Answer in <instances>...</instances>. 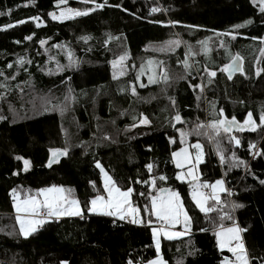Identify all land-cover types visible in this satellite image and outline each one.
Here are the masks:
<instances>
[{
  "label": "trees",
  "instance_id": "trees-1",
  "mask_svg": "<svg viewBox=\"0 0 264 264\" xmlns=\"http://www.w3.org/2000/svg\"><path fill=\"white\" fill-rule=\"evenodd\" d=\"M59 6L87 14L52 20ZM176 35L182 45L153 52ZM186 45L194 56L188 70ZM262 48L264 12L254 0H0V264H141L156 256L147 224L88 212L90 200L104 194L97 163L119 188L133 189L139 209L158 189L179 192L192 230L162 239L167 264H220L230 253L218 248L214 229L233 222L250 264H264ZM114 56L126 58L118 77L108 65ZM152 56L168 79L137 86L135 69ZM236 56L243 76L224 80L221 68ZM249 114L258 124L245 129ZM233 119L229 131L205 126ZM185 139L202 144L200 178L220 177L232 188L231 198L225 191L206 212L176 179L172 153ZM52 149L63 154L50 160ZM52 185L79 201L81 215L50 218L21 235L13 194Z\"/></svg>",
  "mask_w": 264,
  "mask_h": 264
},
{
  "label": "snow or ice",
  "instance_id": "snow-or-ice-1",
  "mask_svg": "<svg viewBox=\"0 0 264 264\" xmlns=\"http://www.w3.org/2000/svg\"><path fill=\"white\" fill-rule=\"evenodd\" d=\"M63 2V0H61ZM87 2V0H84ZM98 7H102V5H98ZM260 7L261 11L264 12V0H260ZM155 11V9H154ZM69 14L74 15H86L87 11L80 12L72 9H67L66 11H62L59 16H56L53 13H49L53 20H63L71 18ZM18 23H23V21H19ZM247 23V22H246ZM13 25H8L7 27H11ZM39 26V25H37ZM241 25H237L236 27H240ZM31 37H26V39H30ZM84 39H87L86 37ZM41 44L44 43L43 40L40 41ZM169 43H178L176 41H170ZM261 52H264V48L261 49ZM233 60H236L237 57H233ZM19 63V61H17ZM187 68V64H185ZM225 70H229L230 65L224 66ZM2 74V73H0ZM210 76H214V72L208 73ZM150 82H152L151 77H149ZM143 86V85H141ZM176 120H180V116L177 115L175 117ZM248 124L252 123L251 121V114H249ZM261 122L264 123V114L261 115ZM141 123H148L147 119H142ZM214 129L215 132H218L220 127L223 126L225 131H229L233 126H235L234 119L229 120H218L212 121L209 125ZM182 136L186 135L184 133L181 134ZM239 143V141H235ZM193 147L199 149L200 145L196 144ZM250 147H254L251 146ZM54 153L59 152L60 150H52ZM66 152V150H64ZM63 154V153H61ZM219 154V153H218ZM173 158L176 160V165L178 168H182L186 163H191L190 157L186 151V149L181 148L179 152H174ZM199 158V157H198ZM28 161H25L27 165ZM100 168L99 163L96 165ZM101 173H104V170L101 168ZM188 175L192 176L191 168L188 170ZM193 180H197L198 178L193 176ZM159 179L164 180L166 177L161 176ZM177 180L182 179L181 174H177ZM264 183V181H261ZM221 185V181L217 180L215 184L208 185V184H200L196 183L190 186L191 191L190 195L192 196L193 201L196 203L197 207L200 208L202 212H206L210 209L205 207V200L206 199H214L219 202L218 197L216 195L219 186ZM211 187L212 193L208 196L204 193L201 189ZM104 190L107 192V199H105L101 195L95 196L90 201V207L88 211L90 213H102L104 215L109 216H119L120 219H124L126 214L130 215H137L140 211L138 208L133 207L130 203L129 197L130 194L133 192L132 188H128L126 191H122L120 188L116 187L110 177H107L104 174ZM166 190L161 189V192ZM13 207L17 213V223L20 225V233L23 236L29 235L32 231H35V227L41 225L45 222V219H41V216H44L46 213V217H53V216H63V215H81V209L79 207V202L75 199H69L68 196L65 195V190L61 187H50V188H42L38 190L37 195L28 196L25 199L17 200ZM145 213L149 215V220L151 222V217H155L158 221H163L164 224L173 225L181 223V217H183V223L187 228L188 224L190 223L189 217L187 216L186 212L183 209V205L180 200L179 193L175 191H169V194L165 197H161L159 194L157 196L151 197V208L148 209L147 207L143 210ZM134 223H140L139 220H133ZM162 231V228H153L152 229V236H153V243L157 248V258L155 260L149 261L148 264H164V261L159 257V242H158V235ZM240 230L237 228H228L223 229L222 231H218L216 233L217 237V244L220 247L226 246L230 240L235 239L239 240V236L235 235ZM165 236L168 238H172L174 235H179V233H169L165 232ZM239 250L240 254L236 256L237 261L240 264H247L245 259L244 249L243 246L237 243L236 248H229L231 252H237Z\"/></svg>",
  "mask_w": 264,
  "mask_h": 264
},
{
  "label": "rangeland",
  "instance_id": "rangeland-1",
  "mask_svg": "<svg viewBox=\"0 0 264 264\" xmlns=\"http://www.w3.org/2000/svg\"><path fill=\"white\" fill-rule=\"evenodd\" d=\"M254 1H256L257 4L260 6V0H254ZM67 9H70V8H66V7L59 6L54 11H52L50 13H53L56 16H59L62 11H66ZM76 11H79V10H76ZM85 11L86 10L80 11V12H85ZM69 15L71 16V18L76 16L74 14H69ZM50 18L52 19L51 16H50ZM63 20H65V19H63ZM57 21H61V20H57ZM35 22H36L37 25H41L43 23L41 21V19H38V18L35 19ZM207 38L208 37H205V39L201 40L202 47H204V48L208 47L206 44L209 43L208 42L209 39H207ZM170 41H176L178 43H174V44L173 43H169ZM178 45H182V39L180 38L179 35H176L175 37H173L170 40H168L167 42H165V44L154 45L152 47V49H153V52L154 53L159 54L161 52H165V51H168V50L173 51ZM186 46L187 47H185V49L188 51L187 52V55L188 56H187V58L186 57L184 58V61L187 64L186 70H188V69H191L193 67L192 66V63L194 62V59H193L194 56L190 52L191 49L188 47V45H186ZM114 58H117L120 61V63L117 64L116 66H114L113 67V70H112L114 72L115 76L118 77V76L123 75V73L127 70L126 60L124 61V59H126V58H125V56L124 57L123 56H119V57L114 56L111 59H114ZM237 59L239 61V58L238 57H237ZM184 61H183V64H184ZM55 62H56L55 57H52L51 58V65L54 64ZM70 62L72 64L74 63V61H72V59H70ZM225 65H230L229 70H225V68H224ZM225 65H223L222 68H221V72L225 73V74H222L224 80H226V78L224 77L225 75H228V77H230L231 79L234 78V80L237 79V78H239V77L241 78V76H243L242 73L236 72V68L233 67L231 63L225 64ZM256 65L259 66V58L257 59ZM184 66H185V64H184ZM256 69L258 71V68H256ZM209 72H212V71H208L207 72V75H209L208 74ZM149 77H151L152 82H150ZM210 77L212 78L213 76H210ZM167 79H168V73H167V70H166V65L163 63V61L161 59H159V58H157L155 56L148 57V58L144 59L140 63V65L135 69L134 81L136 82V85L137 86H141V85L145 86V85H150V84H156L158 82H164ZM203 88H204V83L201 81L200 84H199V86H198V89H199V91H202ZM132 90H134V89H132ZM205 99L206 98H205V95H204V100ZM208 107H209V101H208ZM248 118H249V116H247L245 118L244 122L242 123L243 128H245V129L255 128L256 125L258 124L256 122V120L254 118L251 119L252 123L249 125L248 122H247L248 121ZM212 121L213 120H209V124L205 122V126L208 127V125H210ZM260 122H261V119H260ZM221 127H222V129H224L223 126H221ZM232 137H233V140L234 141H237V139L234 137L233 134H232ZM184 141H185L184 144L179 149L175 150L174 152H179L181 148L186 149V151H187V153H188V155L190 157L191 163H186L182 168H178L177 165H176V160L173 158V155H172V163L177 168L176 176H177L178 173L181 174L182 179H180V180H183V181H185V182L188 183L189 196H190L192 202L194 203V205L196 206V208H198L200 210V208L197 207L196 203L192 199V196L190 195V191H191L190 186H192V185H194L196 183L212 185V184H215V182L217 180H219V181H221V185L219 186V189H218L216 195L218 197V200H220L221 194L225 192V188H226L225 187V182L220 177L219 178H216V179H214L212 181H206V180L201 179L200 178V172H199V164L201 162H203V160H204V150H203L202 144L199 141H194V142H191L189 144H188V140L187 139H185ZM196 144H199L200 145V148L199 149L193 147ZM52 150H57V149H52ZM52 150L50 152V160L56 159L62 153L61 150L59 152H55V153ZM25 161H27V160H24V159L22 160L23 168L24 169H26L29 166V163H27V165H26L25 164ZM99 165H100V168H99V171H100V179H101L103 188H104V174H106L107 177H110L111 180L113 181V183L115 184L114 180L109 175V173L104 169V167L100 163H99ZM101 168L104 170V173L103 174L101 173ZM189 168H191L192 176H189L188 175ZM193 176L197 177L198 179L197 180H193V178H192ZM53 186L63 188L62 186H59V185H52V186H49V187H46V188H50V187H53ZM115 186L118 187L116 184H115ZM120 189L122 191H126L127 190V189H122V188H120ZM201 190L204 193H206L208 196H210L211 193H212L211 187L203 188ZM169 191H175V192L179 193L176 189H167L164 192H161V189H158V190L155 191V193H153L150 196V202H149V206H147V208L148 209L151 208V197L157 196L158 194L161 197H165V196H167L169 194ZM37 193H38V190L36 192H34L32 195H37ZM32 195H30V196H32ZM65 195L68 196L69 199H75V200H77L73 196L69 195V193L66 190H65ZM101 196H103L105 199H107V192H105V190H104V194L101 195ZM179 196H180V194H179ZM26 197H28V196H21L19 193H14L13 196H12V199L13 200H12V203H11V213L13 214V217H14V219L16 221V224L18 225L19 230H20V225L17 223V219H16L17 213H16V211H15V209L13 207V204L17 200H21L22 201ZM129 200H130V203H131V205L133 207L138 208L137 206H135V205L132 204L130 197H129ZM180 200H181V203L183 205L184 211L186 212L187 216L189 217L190 223L188 224L187 228L185 227V225L183 223V217H181V223L173 224V225L164 224L163 221H158V220H156L155 217H153V219L150 222L149 215L143 211L146 207H143V209H139L138 208L140 211L138 212L137 215L133 216V215H130V214H126L125 215V218L122 219V220L129 221L131 223H134L133 220L135 219V220L141 221L140 223H135V224H144V223L147 224L150 227L151 236H152V229L154 227L155 228H162V231H160L157 239H158V242H159V257H160V259H162L164 261V264H167V263L163 259L162 255H161V252H160L162 239L178 238V237H181L183 235L188 234L192 230V219H191L190 215L188 214V212H187V210H186V208H185V206H184V204L182 202L181 196H180ZM216 203H217V201L214 200V199H210V198L209 199H206L205 200V207L207 209H210L211 210L212 208H214V205L213 204H216ZM90 206L91 205L89 203V207ZM79 207L81 209L80 204H79ZM81 212H82V210H81ZM93 213L99 214V215H104L102 213H96V212H93ZM70 216H77V215L53 216V217H47V219H50V218H60V217H70ZM106 216H109V215H106ZM111 217L120 219L119 216H111ZM47 219H45V220H47ZM36 228H37V226L35 227V229ZM228 228H237V229L240 230L238 233L235 234V235H238L239 236V240L232 239L224 247H220L217 244V246H218L219 249L227 250L230 253L229 256H227V257H225V258H223L221 260L220 264H240V262L237 261V259H236V256L238 254H240L239 250L237 249V252H235V253L229 251V248L230 247L231 248H236L237 243H239V244H241L243 246V249H244V253L243 254L245 255V259L247 261V264H250L249 257H248V254H247V250H246V247H245V244H244V240L242 238V231L239 228V226L237 225V223L233 222V223L228 224V225H223V224L218 225V227L216 229H214V234H215L216 242H217L216 233L218 231H222L223 229H228ZM165 232H169V233H179V235H174V236H172V238H168L167 236H165V234H164ZM152 241H153V236H152ZM153 245H154V247L156 249V256L154 258L150 259L149 261L155 260L157 258V248H156V246H155L154 243H153ZM149 261L144 262V263H141V264H148ZM60 264H67V263L66 262H61Z\"/></svg>",
  "mask_w": 264,
  "mask_h": 264
},
{
  "label": "water",
  "instance_id": "water-1",
  "mask_svg": "<svg viewBox=\"0 0 264 264\" xmlns=\"http://www.w3.org/2000/svg\"><path fill=\"white\" fill-rule=\"evenodd\" d=\"M234 61H237L238 62V66L236 68V72H240L241 73L243 71V63L242 62H239L238 59H236ZM119 63H120V61L117 58H114V59H110L109 60L108 65L110 67H114V66H116Z\"/></svg>",
  "mask_w": 264,
  "mask_h": 264
},
{
  "label": "built area",
  "instance_id": "built-area-1",
  "mask_svg": "<svg viewBox=\"0 0 264 264\" xmlns=\"http://www.w3.org/2000/svg\"><path fill=\"white\" fill-rule=\"evenodd\" d=\"M225 187H226V188H225V191H226L228 197L231 198L232 188H231L230 184H229L228 182H226V183H225ZM40 218H42V219H47V217H46V213H45L44 216H41ZM40 226H41V225H38L37 228H40Z\"/></svg>",
  "mask_w": 264,
  "mask_h": 264
},
{
  "label": "flooded vegetation",
  "instance_id": "flooded-vegetation-1",
  "mask_svg": "<svg viewBox=\"0 0 264 264\" xmlns=\"http://www.w3.org/2000/svg\"><path fill=\"white\" fill-rule=\"evenodd\" d=\"M231 64H232V66L235 67V68H237V66H238V62H237V61H234V60L231 62ZM227 76H228V75H227Z\"/></svg>",
  "mask_w": 264,
  "mask_h": 264
}]
</instances>
